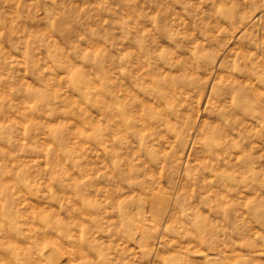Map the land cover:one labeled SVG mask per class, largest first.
I'll use <instances>...</instances> for the list:
<instances>
[{
    "label": "clouds",
    "instance_id": "1",
    "mask_svg": "<svg viewBox=\"0 0 264 264\" xmlns=\"http://www.w3.org/2000/svg\"><path fill=\"white\" fill-rule=\"evenodd\" d=\"M0 264H264V0H0Z\"/></svg>",
    "mask_w": 264,
    "mask_h": 264
}]
</instances>
